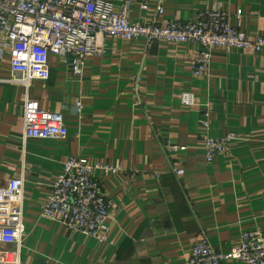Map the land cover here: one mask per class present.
<instances>
[{"label": "crops", "instance_id": "obj_1", "mask_svg": "<svg viewBox=\"0 0 264 264\" xmlns=\"http://www.w3.org/2000/svg\"><path fill=\"white\" fill-rule=\"evenodd\" d=\"M160 1L150 0L146 12L136 2L131 20L152 23ZM122 3L114 0L116 9ZM162 4V24L220 9L250 37L264 36V0ZM201 50L193 42L113 39L86 60L82 76L50 55V79L27 86L15 81L9 48L0 45V188L23 180L26 227L0 252H18V264H186L201 239L226 253L243 233H264V50L216 52L209 75L195 77ZM183 94L197 105L185 106ZM27 98L62 114L68 137L25 140ZM228 134L236 139L208 163L206 137ZM70 158L118 169L93 172L113 205L105 243L43 215Z\"/></svg>", "mask_w": 264, "mask_h": 264}, {"label": "built area", "instance_id": "obj_2", "mask_svg": "<svg viewBox=\"0 0 264 264\" xmlns=\"http://www.w3.org/2000/svg\"><path fill=\"white\" fill-rule=\"evenodd\" d=\"M163 1L157 8L154 21L142 24L131 20L136 2L141 10L150 9V0H123L116 9L114 0H0V45L8 47L10 66L19 83L29 86L32 81H48L51 77L49 57L56 55L72 73L82 76L86 60L105 53L109 40L133 41L145 39L168 44L197 43L201 47L194 63L195 77L208 76L216 52L240 50L260 53L264 50V36L250 37L232 25L228 14L220 9L197 13L187 23L162 24ZM185 106H196L192 94L181 95ZM79 109H82L81 103ZM202 125L208 127L207 121ZM24 138L66 139L68 130L64 116L44 110L38 101L27 98L24 103ZM234 134L223 138L206 137L204 148L208 163L225 153ZM116 173L109 165H91L78 158H70L63 172L51 185L43 215L68 229L90 236L99 243L108 240L113 205L94 180L95 170ZM178 175L184 174L179 170ZM23 180L16 178L0 188V243L17 244L26 234L24 223ZM0 264H18V252L2 251ZM264 264V233H243L239 246L223 253L216 251L206 239L191 249L186 264Z\"/></svg>", "mask_w": 264, "mask_h": 264}]
</instances>
